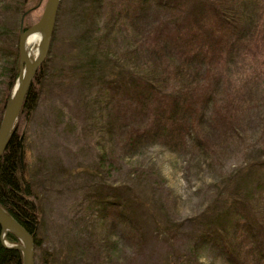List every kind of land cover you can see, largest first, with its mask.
<instances>
[{
  "label": "rangeland",
  "instance_id": "374dc122",
  "mask_svg": "<svg viewBox=\"0 0 264 264\" xmlns=\"http://www.w3.org/2000/svg\"><path fill=\"white\" fill-rule=\"evenodd\" d=\"M48 1L29 0L24 16L1 11L0 25L17 31L22 19V26L30 28L40 21ZM128 2L140 14L141 0H61L46 79L37 87L38 107L28 120L16 121L25 138L24 172L41 209L42 244L34 250V261L43 264L45 257L55 254L62 262L69 257L72 264L82 258L81 264H100L98 255L107 242L114 264H172L173 258L185 256L203 264H226L202 239L205 231L231 225V220L235 226L241 218H232L233 211L264 222V192L258 191L264 187V43L243 45L221 76L219 105L229 101L237 109L235 117L228 122L208 119L213 125L194 128L175 153L152 142L131 158L121 141L111 142L106 135L117 114L104 103L111 98L117 108L120 102L118 120L133 127L131 97L111 96L109 89L119 85L130 90L118 71L137 80L145 71L143 63L122 64L121 69L115 63L113 70L107 65L103 82L78 70L82 59L100 57L102 46L117 53L114 61L124 56L133 40L141 50L149 48L151 38L144 29L148 27L141 21L150 23L151 16L154 23L177 19L176 11L167 15L156 8L145 10L139 17L143 37L131 26V16L118 15ZM40 46L38 42L29 49L33 59ZM2 88L0 84V95ZM114 215L141 230L138 247H127L117 228H106L107 222L123 225ZM116 242L122 243L111 246Z\"/></svg>",
  "mask_w": 264,
  "mask_h": 264
},
{
  "label": "trees",
  "instance_id": "16d2710c",
  "mask_svg": "<svg viewBox=\"0 0 264 264\" xmlns=\"http://www.w3.org/2000/svg\"><path fill=\"white\" fill-rule=\"evenodd\" d=\"M198 1L141 0L138 12L141 15H144L145 10L156 8L167 15L170 11H176L177 19L158 21V24L152 21L151 16L150 23L141 21L148 27L144 29L151 38L149 48L143 46L141 50L134 45L133 40L124 56L119 55L118 61H114L116 57L113 55L117 53L102 46L100 57L82 59L78 67V70L85 72L89 78L103 82L107 65L113 70L115 63L119 69L122 64L129 65L133 62L138 66L143 63L145 71L141 73V77H136L137 80H134L135 75L130 77L127 72L118 71L119 77L126 81L123 84L130 86V90H124L125 87L122 89L119 85L109 89L111 96L125 93L131 97L136 122L133 127L126 121L122 123L118 120L122 114L120 102L117 108L111 98L104 103V107H114L117 114L116 122L107 126L106 135L111 142L121 141L123 150L131 155V158L142 151L143 146L152 142H160L170 152L175 153L184 146L183 139H190L194 128L213 125L208 119L214 123L221 117L220 119L228 122L227 118L236 116L237 109L229 101L219 105L218 92L219 87L223 85L221 76L225 68L236 60L235 54L244 49L243 45L252 41L260 47L264 43V0ZM28 8L29 0H0L2 13L15 11L23 16ZM134 10L128 2L127 9L118 15L131 16V26L144 37V32L139 27L140 14H136ZM87 34L88 40L91 41L92 34L89 29ZM135 39L138 40V37L135 36ZM18 41L19 29L13 31L0 25V84L3 86L0 95V125L19 75ZM143 57L144 59L138 61ZM110 58L113 62L108 61ZM47 65L46 59L34 76L17 120H28L36 111L40 99L37 87L45 82ZM102 102H98L100 107ZM220 119L218 122L222 121ZM141 124L143 126L138 127ZM21 136L16 127L0 159V207L34 237L36 247L40 248L42 243L38 232L41 209L38 197L33 191L31 178L20 165V153H24L26 147L25 138ZM104 167L103 163L100 168L101 176ZM258 191L264 192V187H259ZM253 196L256 197L251 194L252 198ZM103 205H106L104 201ZM236 217L241 219L235 226L232 220L231 225L216 228L214 225L212 229L205 231L202 239L209 248L221 254L226 264H264V222L253 220L242 211H233L232 218ZM112 218H118V222H123V225L107 222L109 225H105L106 228L109 231L117 228L119 239L125 241L127 247H138L136 244L141 241V230L135 225H130L129 221H122L119 216L114 215ZM4 239L6 243L21 245L19 239L10 232L6 233ZM106 243L102 244L98 259L100 264H114V251L109 252ZM121 243H111V246L117 247ZM50 257H45L43 264H72L73 261L67 257L62 262L55 254ZM82 259L78 260L79 264L84 263ZM196 262L195 258L185 256L173 258L172 264H203ZM0 264H23L19 250L3 245L1 227Z\"/></svg>",
  "mask_w": 264,
  "mask_h": 264
},
{
  "label": "water",
  "instance_id": "95a60500",
  "mask_svg": "<svg viewBox=\"0 0 264 264\" xmlns=\"http://www.w3.org/2000/svg\"><path fill=\"white\" fill-rule=\"evenodd\" d=\"M61 0H49L40 21L30 28L23 29L22 21L19 28V75L13 89L11 98L5 108L1 125H0V159L7 147V144L16 130V121L20 114L25 97L32 85L34 76L38 73L42 64L46 61L49 53L52 38L54 35L58 9ZM24 16V15H23ZM43 30V39L41 41L40 52L33 62L26 58V40L34 31ZM20 165L22 170L25 169L24 153H20ZM0 227L2 230V243L6 248L19 250L22 253L23 264H36L34 261V250L36 243L34 237L26 229L6 213L0 207ZM7 232L15 235L21 242L20 246L5 244V235Z\"/></svg>",
  "mask_w": 264,
  "mask_h": 264
},
{
  "label": "bare ground",
  "instance_id": "6f19581e",
  "mask_svg": "<svg viewBox=\"0 0 264 264\" xmlns=\"http://www.w3.org/2000/svg\"><path fill=\"white\" fill-rule=\"evenodd\" d=\"M42 39H43V30L34 31L30 34V36H28V38L26 40V58L29 62L34 61V59L30 55L29 49L33 48V46H36L38 44V42L41 43Z\"/></svg>",
  "mask_w": 264,
  "mask_h": 264
}]
</instances>
